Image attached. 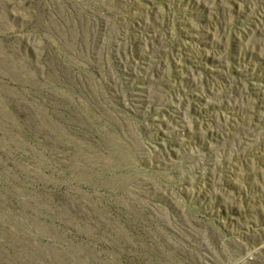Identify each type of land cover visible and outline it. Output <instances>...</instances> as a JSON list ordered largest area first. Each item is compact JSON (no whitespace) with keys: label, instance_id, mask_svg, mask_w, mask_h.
I'll list each match as a JSON object with an SVG mask.
<instances>
[{"label":"rangeland","instance_id":"374dc122","mask_svg":"<svg viewBox=\"0 0 264 264\" xmlns=\"http://www.w3.org/2000/svg\"><path fill=\"white\" fill-rule=\"evenodd\" d=\"M0 264H264V0H0Z\"/></svg>","mask_w":264,"mask_h":264},{"label":"bare ground","instance_id":"6f19581e","mask_svg":"<svg viewBox=\"0 0 264 264\" xmlns=\"http://www.w3.org/2000/svg\"><path fill=\"white\" fill-rule=\"evenodd\" d=\"M243 132V131H242Z\"/></svg>","mask_w":264,"mask_h":264}]
</instances>
